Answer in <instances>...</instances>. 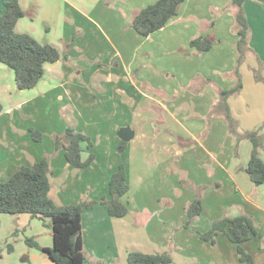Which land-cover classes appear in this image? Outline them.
Instances as JSON below:
<instances>
[{"label":"crops","instance_id":"0c3cea01","mask_svg":"<svg viewBox=\"0 0 264 264\" xmlns=\"http://www.w3.org/2000/svg\"><path fill=\"white\" fill-rule=\"evenodd\" d=\"M7 1L0 0V18ZM231 1L186 0L165 28L142 37L132 28V21L157 0H97L90 10L71 0H20L25 18L30 13L32 22L23 25L25 18L21 19L16 32L35 38V22L47 27V36L53 30L60 32L58 42L47 38L43 42L60 51L61 59L46 64L44 75L51 74L58 83L36 99L48 101L50 97L59 109L58 121L50 123L56 111L47 105L35 128L28 123V137L17 128L8 133L7 124H0V181L6 182L22 166L30 167L49 155L54 171L51 198L59 205H76L109 199L112 175L121 163L126 167L130 189L122 201L128 205L127 216L112 218L102 204L83 213L85 264H127L130 252L174 253L189 264H242L237 246L226 236L219 235L215 245L199 236L226 214L253 217L264 235V184L256 186L243 170L253 145L247 139L238 142L219 105L220 92L236 84L238 8ZM244 11L251 51L238 68L242 90L228 98L227 104L239 124L238 134L256 131L264 137V0H247ZM26 26L29 30H24ZM90 35L108 48L88 59L79 46ZM210 36L215 40L210 51L200 53L190 47L191 40ZM64 56L71 62L65 60L60 69ZM93 90L106 97L103 121L95 117V104L82 105L87 93L94 95ZM84 108L92 112L85 115ZM71 118L72 125L68 123ZM69 126L93 143L92 148L82 145L83 161L95 156L89 167L70 166L64 150L54 155L53 136ZM126 127L132 129L134 138L118 157L114 153L122 141L118 133ZM31 128L43 134L41 142L32 140ZM259 153L264 161V148ZM197 188H205L203 211L192 228L184 229L186 209L197 198ZM32 220L28 215V226ZM42 235L52 236V229ZM243 247L254 264H264V236L252 237ZM45 256L46 264H52Z\"/></svg>","mask_w":264,"mask_h":264},{"label":"trees","instance_id":"16d2710c","mask_svg":"<svg viewBox=\"0 0 264 264\" xmlns=\"http://www.w3.org/2000/svg\"><path fill=\"white\" fill-rule=\"evenodd\" d=\"M247 0H232L233 6L238 8L236 14L235 32L238 36L237 53L238 65L235 71L236 84L228 91L220 92L219 105L229 125L230 132L236 136L238 142L242 139L251 141L253 150L251 159L244 172H246L256 186L264 184V161L260 158L259 150L264 148V137L258 132H246L238 134V122L233 118L228 107L227 100L242 90V80L239 67L244 63L248 53L250 41V27L244 11ZM186 0H157L152 5L139 11L132 21V28L142 37L165 28L170 21L178 16L181 6ZM26 17V12L20 4V0L5 2V12L0 18V63L14 71L15 81L19 90H31L35 88L45 75V65L54 64L61 59L60 51L50 44H41L28 33L16 32L18 22ZM213 37H198L190 42V47L197 52L205 53L214 46ZM262 66H264L262 64ZM260 80L259 75H255ZM219 111V110H218ZM212 115V114H211ZM33 141L41 142L43 134L35 129H30ZM56 155L59 151H65L68 164L76 169L89 167L94 161L93 154L83 161L82 145L93 147L91 139L83 133L69 126L64 133L54 135ZM127 143L120 141L119 147L126 148ZM51 158L45 156L41 161L30 167L22 166L6 182L0 181V215H30L32 219L43 222L45 227L52 229L53 248L42 247L35 238L26 239V243L33 248L47 254L52 264H85L86 252L82 238L83 213L102 204L107 207L112 218L121 219L129 212L128 205L122 199L129 192L126 167L123 163L112 175L109 184L110 198L100 200H83L76 205H59L51 198V177L54 171L51 166ZM182 184H187L184 180ZM192 186V185H191ZM190 186V187H191ZM197 198L187 207L188 221L183 226L189 229L203 211V192L205 188L196 189ZM219 235H224L235 244L238 249L239 260L242 264H254L252 256L248 254L243 244L252 237L263 238L257 221L248 215L231 217L228 214L214 221L209 231L200 233V239L216 244ZM13 246L9 245L8 251L13 252ZM1 258V255H0ZM173 258L168 252L157 254H145L142 252H130L127 264H172Z\"/></svg>","mask_w":264,"mask_h":264},{"label":"rangeland","instance_id":"374dc122","mask_svg":"<svg viewBox=\"0 0 264 264\" xmlns=\"http://www.w3.org/2000/svg\"><path fill=\"white\" fill-rule=\"evenodd\" d=\"M71 1L76 5L83 7L86 10H90L91 8H93L94 3L97 2V0H71ZM24 4H27V2L25 1ZM30 12L33 13V10H30ZM31 16L32 15L28 13V18H25L23 20V25L26 23L31 24L32 22ZM34 26L38 29L37 31H34L35 32L34 36L38 42L43 44V42H45L46 40L45 38H47V40L58 42L59 39L58 36L60 35V32L55 34V30H53L51 36H47V29H46L47 27L44 24H38L37 22H35ZM24 30H29L28 26L24 27ZM103 45H105L104 41L101 43L98 38H95L93 35H90L89 37H85L84 44L79 47L83 49L84 53L87 55V56L85 55L87 58L88 57L93 58L95 56L93 54H97L98 52H101L103 50V47L104 50L108 48L107 46H103ZM79 51L80 50H78V52ZM65 60L69 63L71 62L70 57L65 58L64 56L63 61L58 66L60 67V69L63 68V63ZM57 83L58 81L56 80V78H54L51 74H46L44 79L41 81V83H39V85L35 90H19L16 85L14 71L1 63L0 64V106L2 107V111L0 112V124L1 125L3 123L7 124L6 126L8 133L9 131H13L14 128H17V131L19 133H24V135H27L28 137L29 136L27 129L28 123L29 126L32 127L36 126L35 122L40 121L42 111L43 109H45L47 105L48 106L46 108L52 107V109L56 111L51 116L50 119H52L53 121L50 120V123L57 124L58 121L57 115L59 111L57 105L51 104L50 97L48 101L43 99L36 100L39 96L38 95L39 93L46 92L51 87H54ZM93 86L95 87L94 83ZM93 93L94 95L92 97L88 93L84 96L82 105L84 106L85 104H87L89 106V104H95L96 105L95 106L96 113L94 112L95 117L96 119L102 118L103 121V119L105 118L103 117V115L105 116L103 105L106 97L98 90L95 91L93 90ZM76 100L77 99H75V101ZM83 111L85 115L90 114L92 112V111L90 112V110L86 108H84ZM68 120H70L68 123L71 125L73 124V122H75L74 120H72V118ZM107 120H111V119L108 118ZM23 125H25L24 130L20 128ZM104 134H107L106 131H104ZM29 139L31 140V137H29ZM48 139H46L47 142L45 143L46 150L50 145V139L49 140ZM40 149L43 150L41 146ZM121 149L122 148L119 147L118 145L115 147L114 153L116 156L118 157L123 156V154L121 153ZM190 228H192V226ZM49 229L51 231V228L45 227L43 225V222L38 219L32 220L31 226H28V215H17V216L0 215V255H1L0 264H46L47 257L45 256V254L42 251L37 250L36 248L30 247L26 243V239L35 238L38 243L44 244L45 246H51L53 248L52 236L48 235L46 237L42 235L43 232L45 231L49 232ZM9 245H12L14 248L12 253L8 251ZM194 249H198L196 245H194ZM193 251L195 252V250ZM169 254L173 258L172 264H189L184 262V258L182 255H178L174 253H169Z\"/></svg>","mask_w":264,"mask_h":264},{"label":"water","instance_id":"95a60500","mask_svg":"<svg viewBox=\"0 0 264 264\" xmlns=\"http://www.w3.org/2000/svg\"><path fill=\"white\" fill-rule=\"evenodd\" d=\"M2 107L0 106V111H1ZM118 136L120 137V139L126 143L130 142L133 138H134V132L132 131L131 128L126 127V128H122L119 133Z\"/></svg>","mask_w":264,"mask_h":264}]
</instances>
